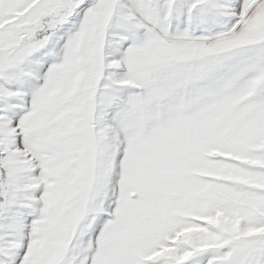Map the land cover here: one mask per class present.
Listing matches in <instances>:
<instances>
[{
  "label": "snow or ice",
  "instance_id": "1",
  "mask_svg": "<svg viewBox=\"0 0 264 264\" xmlns=\"http://www.w3.org/2000/svg\"><path fill=\"white\" fill-rule=\"evenodd\" d=\"M0 264H264V0H0Z\"/></svg>",
  "mask_w": 264,
  "mask_h": 264
}]
</instances>
